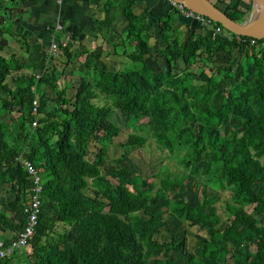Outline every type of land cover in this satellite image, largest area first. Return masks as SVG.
Listing matches in <instances>:
<instances>
[{
    "label": "trees",
    "instance_id": "1",
    "mask_svg": "<svg viewBox=\"0 0 264 264\" xmlns=\"http://www.w3.org/2000/svg\"><path fill=\"white\" fill-rule=\"evenodd\" d=\"M210 1L238 22L252 6ZM160 3L169 10L157 36L154 23L134 11L135 0L107 1L100 37L109 51L101 43L76 53L55 38L53 55L29 43L20 23L0 26V52L7 35L26 52L0 53V116L9 120L0 123V182L16 194L0 209V230L14 231L11 239L26 226L32 186L19 158L33 164L42 184L30 250L0 264H264V38L238 36L212 20L200 23L201 33L175 28L184 15ZM120 17L122 32L114 24ZM80 55L81 68L61 86ZM113 55L126 65L110 64ZM114 110L129 128L146 119L151 136L187 172H141L133 152L147 137L114 142L122 129ZM90 142L99 145L92 157ZM112 145L122 152L110 160ZM219 190L228 191L226 220L215 206ZM186 224L203 232L191 245Z\"/></svg>",
    "mask_w": 264,
    "mask_h": 264
},
{
    "label": "crops",
    "instance_id": "2",
    "mask_svg": "<svg viewBox=\"0 0 264 264\" xmlns=\"http://www.w3.org/2000/svg\"><path fill=\"white\" fill-rule=\"evenodd\" d=\"M109 0H24V8L27 9V20L23 21V28L31 32L28 39L29 43L36 41L48 51L50 43L53 39L57 38L60 44L71 45V50L78 53L77 50L86 48L88 50L94 49L97 45L103 44L104 48L108 45L102 41L100 33L102 32L101 26L105 16L104 7ZM115 1V0H112ZM136 5L134 11L136 13H143L144 16L154 23V32L159 34L158 21L167 14L168 8L163 7L160 0H135ZM127 21L125 18H117L114 22L116 30L122 32L126 26ZM188 26L198 33L202 32L200 22L192 17L178 15L175 28ZM104 31V29H103ZM78 33V38L72 39L74 34ZM7 46L0 52L7 56L9 51H15L18 54H26L24 48L16 41V37L7 35ZM56 40V39H55ZM153 39H151V42ZM105 56V55H104ZM60 60L63 58L60 54L57 55ZM105 58V57H104ZM123 57L113 55L110 59L121 61ZM84 60V55H80L78 62L79 65ZM74 61V59H73ZM126 62L125 59L122 63ZM70 63V62H69ZM75 68H71V70ZM67 72H64V76ZM71 73V72H70ZM69 73V75H70ZM67 76V75H66ZM60 78V79H61ZM10 83V79L7 80ZM16 197L10 182H0V209L6 211L4 204L11 202ZM28 199V198H27ZM8 215L11 213L8 212ZM15 232L9 229L0 230V239L9 240L14 236ZM17 257H15V260Z\"/></svg>",
    "mask_w": 264,
    "mask_h": 264
},
{
    "label": "rangeland",
    "instance_id": "3",
    "mask_svg": "<svg viewBox=\"0 0 264 264\" xmlns=\"http://www.w3.org/2000/svg\"><path fill=\"white\" fill-rule=\"evenodd\" d=\"M227 1L228 2L231 1V3H232L234 0H227ZM220 5L224 6L222 1H221ZM10 52H11V49H10ZM107 58H106V60L111 62L110 64H113L114 67H116L118 65L120 67H123L124 65H126V62L122 63V61H120V60L115 62L113 59H110L111 56H108ZM58 63H60V62H58ZM62 63H65V62L63 61ZM59 66L61 68L63 65L60 64ZM77 67H78L77 60L70 62L66 66V69H65V72H67L66 75L67 76L69 75V73L71 72V68H77ZM71 78L73 79L76 77L71 76ZM59 84L61 86H63V84H64L63 78H61L59 80ZM99 99H100V101H98L99 104L104 102L101 97H99ZM15 114H17L15 111L12 112L13 116H15ZM112 120H114L116 123H118L120 125V127L122 128L118 137H116L114 139V142H119V141H123L125 139H128V137L130 135H137L139 137H145V136L147 137V141H146L145 145L143 147L137 148L133 152V162L137 165L138 168H140L141 172H144L150 176H152L155 173L157 174L158 172L160 173L164 170L171 171L172 173L173 172L178 173L179 175H182V174L187 172V170H185V168L180 163V161L177 159V157L174 156L172 153L168 152L167 150L161 148L158 145L157 141L151 136V134L148 132V130L144 126V122L146 121V119H142L140 121V123L137 124V126H135L134 128H129L125 123V115H123L119 110H114L112 112ZM8 139H10V137L7 135L6 140L8 141ZM98 146L99 145L97 142H90V144H89V156L90 157H92L93 153L96 151ZM121 152H122L121 147L112 145L108 151V158L110 160L115 159L121 155ZM158 180L159 179L156 178V182H158ZM218 192H219L220 198L215 203L216 210H217L221 220H226L227 213L225 211V202L228 199V191L227 190H219ZM87 193L90 195H93L92 189L87 190ZM186 227H187V231H188V235H187L188 243H189V245H191L194 242L195 234L198 233L199 231L194 226H189L186 224ZM199 233L202 234L203 232L200 231ZM157 238L160 241L163 239L162 235H159ZM26 248H27V250H30L29 245Z\"/></svg>",
    "mask_w": 264,
    "mask_h": 264
},
{
    "label": "water",
    "instance_id": "4",
    "mask_svg": "<svg viewBox=\"0 0 264 264\" xmlns=\"http://www.w3.org/2000/svg\"><path fill=\"white\" fill-rule=\"evenodd\" d=\"M185 8L219 23L224 29L238 36H248L255 39L264 38V0H252L249 16L242 22L231 19L224 11L210 0H175ZM22 0H0V26L14 25L27 20V9ZM255 12V17L253 14ZM9 121L0 116V123Z\"/></svg>",
    "mask_w": 264,
    "mask_h": 264
},
{
    "label": "built area",
    "instance_id": "5",
    "mask_svg": "<svg viewBox=\"0 0 264 264\" xmlns=\"http://www.w3.org/2000/svg\"><path fill=\"white\" fill-rule=\"evenodd\" d=\"M168 2L178 8L181 13L186 17H192L197 19L202 25H210L211 20L207 17L199 15L187 8H185L181 3L176 2L175 0H168ZM221 27H215V31L219 32ZM58 48V42L53 39L50 43L49 53L56 55ZM33 105H37V101H33ZM34 110L36 108L34 107ZM32 126H36V120L32 121ZM19 162L26 169L27 173L30 175L32 180V186L28 192V201L27 206H25V213L27 214V223L23 231L14 239H10L5 242V240L0 239V258L10 256L15 250L25 248L30 238L33 236L34 227L37 223L39 211H40V195L42 192L41 176L38 173V170L33 166V164L25 158H19Z\"/></svg>",
    "mask_w": 264,
    "mask_h": 264
},
{
    "label": "bare ground",
    "instance_id": "6",
    "mask_svg": "<svg viewBox=\"0 0 264 264\" xmlns=\"http://www.w3.org/2000/svg\"><path fill=\"white\" fill-rule=\"evenodd\" d=\"M255 17V12H254V14H253V18Z\"/></svg>",
    "mask_w": 264,
    "mask_h": 264
},
{
    "label": "flooded vegetation",
    "instance_id": "7",
    "mask_svg": "<svg viewBox=\"0 0 264 264\" xmlns=\"http://www.w3.org/2000/svg\"><path fill=\"white\" fill-rule=\"evenodd\" d=\"M14 26V25H13Z\"/></svg>",
    "mask_w": 264,
    "mask_h": 264
}]
</instances>
